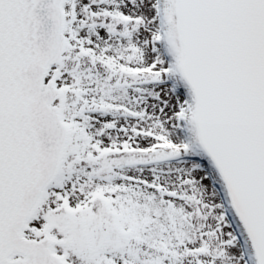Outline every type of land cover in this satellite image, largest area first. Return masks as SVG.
<instances>
[{"label": "snow or ice", "instance_id": "1", "mask_svg": "<svg viewBox=\"0 0 264 264\" xmlns=\"http://www.w3.org/2000/svg\"><path fill=\"white\" fill-rule=\"evenodd\" d=\"M0 264H264V0H0Z\"/></svg>", "mask_w": 264, "mask_h": 264}]
</instances>
